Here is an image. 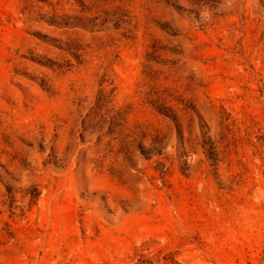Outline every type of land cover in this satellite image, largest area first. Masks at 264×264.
<instances>
[{
	"label": "rangeland",
	"instance_id": "374dc122",
	"mask_svg": "<svg viewBox=\"0 0 264 264\" xmlns=\"http://www.w3.org/2000/svg\"><path fill=\"white\" fill-rule=\"evenodd\" d=\"M0 264H264V0H0Z\"/></svg>",
	"mask_w": 264,
	"mask_h": 264
},
{
	"label": "trees",
	"instance_id": "16d2710c",
	"mask_svg": "<svg viewBox=\"0 0 264 264\" xmlns=\"http://www.w3.org/2000/svg\"><path fill=\"white\" fill-rule=\"evenodd\" d=\"M165 115H167V116H169V117H171V118H173V116L172 115H169V114H167V113H164Z\"/></svg>",
	"mask_w": 264,
	"mask_h": 264
}]
</instances>
